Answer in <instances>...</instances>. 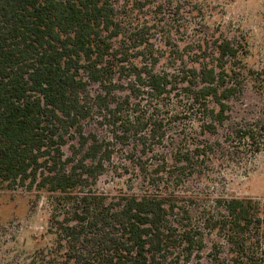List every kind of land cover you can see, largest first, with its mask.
<instances>
[{
  "label": "rangeland",
  "instance_id": "374dc122",
  "mask_svg": "<svg viewBox=\"0 0 264 264\" xmlns=\"http://www.w3.org/2000/svg\"><path fill=\"white\" fill-rule=\"evenodd\" d=\"M113 6L119 36L113 39L111 93L90 84L91 113L81 123L83 135L102 143L109 159L96 181L72 196L105 198L104 204L114 205L131 197L163 199L171 210L161 264H240L218 226L225 216L223 201L250 202L257 220L247 244L253 249L250 258L259 260L264 246V0H113ZM221 42L237 51L235 59H226L225 70L228 85L238 91L226 101L227 119L217 124L193 104L181 77L203 64L215 66ZM152 63L154 72L167 74L172 83L160 97L150 96L131 76L133 67L149 69ZM143 122L147 128L135 135L130 126ZM209 124L215 132L208 131ZM65 140L62 160L78 148L74 128ZM51 203L47 193L28 183L0 190V264H65L66 241L59 231L65 211L60 207L54 214Z\"/></svg>",
  "mask_w": 264,
  "mask_h": 264
},
{
  "label": "trees",
  "instance_id": "16d2710c",
  "mask_svg": "<svg viewBox=\"0 0 264 264\" xmlns=\"http://www.w3.org/2000/svg\"><path fill=\"white\" fill-rule=\"evenodd\" d=\"M117 36L113 0H0V190L28 183L50 196L54 214L62 207L65 264H161L165 249L171 208L163 199L131 197L114 205L104 204L105 198L72 196L95 182L109 159L102 143L83 135L81 123L91 113L90 84L111 93ZM216 49L215 66L183 71L181 79L189 84L184 89L193 104L222 124L226 101L238 91L226 81L225 61L235 59L237 51L228 42L216 43ZM154 64L133 67L131 76L150 96L160 97L172 83L167 74L154 72ZM207 102L216 109L208 110ZM71 128L78 148L62 160L61 146ZM145 128L147 122L130 126L135 135ZM207 129L215 132L212 124ZM222 203L225 216L218 229L236 248L234 262L264 264V246L262 257L253 260L247 244L257 220L252 204ZM68 215L70 220L64 219Z\"/></svg>",
  "mask_w": 264,
  "mask_h": 264
}]
</instances>
